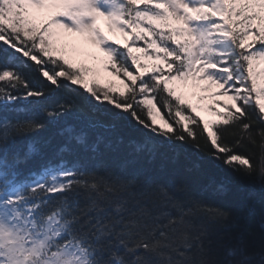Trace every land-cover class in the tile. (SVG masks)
<instances>
[{
	"label": "snow or ice",
	"instance_id": "6c2138e0",
	"mask_svg": "<svg viewBox=\"0 0 264 264\" xmlns=\"http://www.w3.org/2000/svg\"><path fill=\"white\" fill-rule=\"evenodd\" d=\"M69 34L123 89L86 80ZM262 65L264 0H0V264H264ZM190 80L231 103L195 115ZM173 146L258 184V218L254 194L153 172Z\"/></svg>",
	"mask_w": 264,
	"mask_h": 264
},
{
	"label": "trees",
	"instance_id": "16d2710c",
	"mask_svg": "<svg viewBox=\"0 0 264 264\" xmlns=\"http://www.w3.org/2000/svg\"><path fill=\"white\" fill-rule=\"evenodd\" d=\"M61 98V95L53 94L49 97V102ZM118 133L125 138L137 135L127 126H121ZM40 135H46V133H40ZM164 152L167 159L158 156L151 165L153 172L162 175L165 179L173 175L183 177L196 191H201L214 183L224 182L229 189L225 195L212 196L210 192L206 195L214 202L226 207L237 208L247 201L249 194H254L256 199L255 213L258 218L260 213L259 197L261 194L258 184L237 179L218 161H209L206 155L196 152L192 148L173 146L171 149L165 148Z\"/></svg>",
	"mask_w": 264,
	"mask_h": 264
},
{
	"label": "rangeland",
	"instance_id": "374dc122",
	"mask_svg": "<svg viewBox=\"0 0 264 264\" xmlns=\"http://www.w3.org/2000/svg\"><path fill=\"white\" fill-rule=\"evenodd\" d=\"M100 27L110 40H116L120 44L124 43L125 37L118 32L110 31L104 21H100ZM66 42L69 45L67 58L77 66L84 65L92 70V72L86 77L87 81L91 82L92 80H95L97 85L100 86L110 84L117 90L123 89V84L121 83L120 78L113 76L111 71L105 70L102 63L104 56L99 48L90 42L85 43L84 38L73 34H69L66 37ZM262 67H264V65H262ZM174 87L176 88L177 93L183 96L186 104L190 103L193 105L195 115L200 117L205 116V120L216 119L212 112L208 110L209 105L214 106L219 111H224V109L216 102L221 101L231 103L227 97L213 96L212 93L219 90L218 86H209L206 81L194 82L190 80L186 85L178 82ZM205 88H208V90L205 91ZM157 123L162 124L163 122L158 118Z\"/></svg>",
	"mask_w": 264,
	"mask_h": 264
},
{
	"label": "water",
	"instance_id": "95a60500",
	"mask_svg": "<svg viewBox=\"0 0 264 264\" xmlns=\"http://www.w3.org/2000/svg\"><path fill=\"white\" fill-rule=\"evenodd\" d=\"M203 118L205 119V116H203Z\"/></svg>",
	"mask_w": 264,
	"mask_h": 264
}]
</instances>
